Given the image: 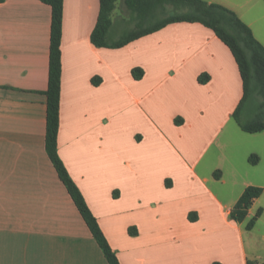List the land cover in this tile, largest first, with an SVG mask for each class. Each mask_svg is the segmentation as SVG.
I'll list each match as a JSON object with an SVG mask.
<instances>
[{
  "label": "crops",
  "instance_id": "0c3cea01",
  "mask_svg": "<svg viewBox=\"0 0 264 264\" xmlns=\"http://www.w3.org/2000/svg\"><path fill=\"white\" fill-rule=\"evenodd\" d=\"M100 9L64 0L58 154L120 264H254L264 132L234 117L232 51L197 22L97 47ZM51 24L39 0L0 2V264H109L46 151ZM249 187L263 193L238 223Z\"/></svg>",
  "mask_w": 264,
  "mask_h": 264
},
{
  "label": "trees",
  "instance_id": "16d2710c",
  "mask_svg": "<svg viewBox=\"0 0 264 264\" xmlns=\"http://www.w3.org/2000/svg\"><path fill=\"white\" fill-rule=\"evenodd\" d=\"M3 0H0V2ZM52 9V24L50 36L49 83L45 92L47 97L46 119V151L53 163L61 181L73 199L81 216L86 222L92 236L101 248L109 264H120L116 254L111 249L106 237L98 225V221L89 209L86 201L71 179L58 154V133L60 126V101L62 86V25L64 0H39ZM118 0H100L101 9L96 27L92 33V43L97 47L122 48L132 41L154 33L170 24L177 22L201 23L210 28L230 48L234 55L244 84V98L234 114L243 131L247 133L264 132V119L257 117L248 123L240 121L244 108L253 100L255 105L264 108V46L255 38L251 28L229 8L208 3L204 0H125L126 7L146 21L153 20L159 12H164L166 6H173L183 13L166 16L152 26L133 32L116 43L108 42V34L112 27V16ZM141 72L140 70H136ZM142 73V72H141ZM139 77V75H138ZM202 82L207 81L201 79ZM97 82V81H95ZM253 109V108H252ZM249 162L257 164L258 157L251 156ZM263 193L261 188L249 187L245 190L231 212V218L243 223L255 199ZM262 211L250 220L244 227L252 231ZM256 264H264L256 263Z\"/></svg>",
  "mask_w": 264,
  "mask_h": 264
},
{
  "label": "rangeland",
  "instance_id": "374dc122",
  "mask_svg": "<svg viewBox=\"0 0 264 264\" xmlns=\"http://www.w3.org/2000/svg\"><path fill=\"white\" fill-rule=\"evenodd\" d=\"M204 1L207 2L209 0ZM213 1H216L215 3L223 5L234 11L238 17L251 28L255 38L264 46V0ZM181 13H183V10H178L173 6H166L165 11L156 14L153 20H149L148 18L146 21H143L137 13L131 12L126 7L124 0H118L116 11L112 16L113 28L110 34V41H120L133 32L154 25L166 16ZM250 113H252L255 117H249ZM257 117L264 119V108H260L259 105L257 106V103L255 105L254 101L250 100L240 116V121L248 123ZM261 201L264 203V195L261 197ZM259 210V208L254 209V216L248 219L246 224L257 215ZM251 236L255 238L258 243L257 250L251 248ZM245 238L248 244L249 256L254 264L258 263L256 262L255 256L261 257L263 259L262 261H264V215L257 220L252 231H246Z\"/></svg>",
  "mask_w": 264,
  "mask_h": 264
}]
</instances>
